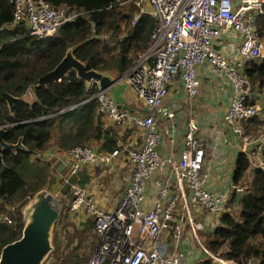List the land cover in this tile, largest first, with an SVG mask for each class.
Here are the masks:
<instances>
[{"label":"built area","instance_id":"built-area-1","mask_svg":"<svg viewBox=\"0 0 264 264\" xmlns=\"http://www.w3.org/2000/svg\"><path fill=\"white\" fill-rule=\"evenodd\" d=\"M9 26L21 24L27 34L42 38L55 33L80 13L64 5L51 6L44 0H10ZM135 11L132 25L140 14L155 20L149 44L132 65L119 76L130 91L132 104L120 106L98 82L86 83L94 92L82 102L93 100L97 111L107 117L118 135L117 145L109 152L98 151L95 144L82 143L63 152V173L59 175L70 189L63 203V215L75 228L87 220L92 223L95 245L85 264H192L199 252L209 254L198 234L217 225V218L228 210L229 193L241 192L240 182L231 183V174L217 178L215 187L209 170L206 140L199 134L193 119L185 120L181 148L160 153L157 146L167 136L170 150L176 149L177 101L170 84L180 81L185 96L197 93V67L205 63L225 76L230 88L224 125L238 139V151L251 169L264 172V133L259 127L245 133L242 123L251 117L264 120V107L250 94L251 82L242 73V64L228 60L215 43L236 46L246 59L262 57L264 35L254 25L263 15L264 0H132ZM92 30L94 23L91 22ZM229 32H232L229 35ZM112 44L107 33L96 35ZM237 40V43L236 41ZM229 56V55H228ZM114 82H117L115 80ZM113 85L115 86L116 84ZM211 131V130H210ZM123 153L129 163L127 176L118 179L119 194L111 208L99 206L78 179L84 168L98 165L109 170L117 155ZM32 159H45L36 153ZM2 221L10 223L7 216ZM60 247L68 248L63 234ZM195 255V256H194ZM191 256L190 260H187ZM198 260V259H197ZM196 260V261H197ZM222 264L225 261L218 260ZM47 256L40 264H54ZM248 264V263H246Z\"/></svg>","mask_w":264,"mask_h":264},{"label":"trees","instance_id":"trees-1","mask_svg":"<svg viewBox=\"0 0 264 264\" xmlns=\"http://www.w3.org/2000/svg\"><path fill=\"white\" fill-rule=\"evenodd\" d=\"M44 1L80 13L52 35L36 38L29 36L21 24L9 26L12 4L10 0H0V94L6 92L16 97L11 112L0 97V125L8 124L4 127L6 142L14 143L19 139L23 146L1 152L0 247L19 237L21 207L47 178L49 162L33 160L34 154L51 145L65 151L82 143H92L98 151L109 152L116 147L118 140L115 129L101 121L95 101L82 102L95 88H88L73 70L67 71L58 81L35 87L31 102L22 98L28 86L36 84L40 75L53 68L68 48L86 69L110 70L120 75L132 65L136 55L146 49L149 33L155 24L152 17L143 13L134 24L129 23V17L135 11L132 0ZM91 22L94 23L92 30ZM255 25L262 36L264 12L256 17ZM104 33L112 44L96 37ZM241 70L251 82L250 94H254L264 82V57L246 59ZM254 95L250 102L256 100ZM242 126L245 133L254 132L259 127L264 133V120L255 116ZM233 165L231 183L238 181L242 186L235 206L237 214L235 216L230 211L236 196L232 190L228 210L219 215L217 225L202 232L203 246L209 254L200 251L201 257L192 264H221L212 262L210 255L234 264H264V172L251 169L239 151ZM87 179L83 171L78 183L83 185ZM12 205H16L15 209ZM4 214L10 223L2 221ZM91 226V221L87 220L78 228V244L71 246L72 240L67 238L65 244L70 247L69 252L63 251L60 238L52 234L53 247L48 256L57 260L54 264H85L78 249L81 248L83 230ZM72 251L75 252L67 257Z\"/></svg>","mask_w":264,"mask_h":264},{"label":"crops","instance_id":"crops-1","mask_svg":"<svg viewBox=\"0 0 264 264\" xmlns=\"http://www.w3.org/2000/svg\"><path fill=\"white\" fill-rule=\"evenodd\" d=\"M214 46L228 60H234L236 63L242 65L246 60V58L238 54L236 46H230L226 42L224 44L222 42L215 43ZM197 76L199 79L198 90L191 97L184 95L179 80L175 79L169 85L172 98L178 103L175 112L178 123L177 133L175 143L172 144L176 150L171 151L169 149L171 145L167 142V136L157 146V150L163 154L177 152L181 148L180 136L185 120L186 118L193 119L198 125L199 134L206 140L209 150L213 147L209 156H207L208 160H210L209 170L215 178V187H220L222 184L217 181V178H220V174L221 178L223 175L229 177L233 170L234 158L238 151V139L231 135L223 122V115L227 110L230 96V88L221 71L205 63L197 67ZM124 86L123 92H119L120 84L115 85V90L111 92L117 91L118 95H122L119 99L117 97L114 99L120 106H129L132 104L131 94L127 86L125 84ZM27 92H30V90ZM31 97L33 99L32 94ZM254 99H258L264 107V92L261 95L255 94ZM100 119L104 125H110L115 129L107 117L101 115ZM43 153L44 160L49 162V167L53 168L54 171L56 170V173H59V170L64 168L65 157L59 148L51 145ZM84 169L88 176L87 182L84 183L88 194L92 196L99 206L106 209L111 208L118 197V188L122 185L121 183L118 184V179L122 180L128 173L129 163L125 159V155L119 153L111 168L109 170L100 169L98 175L94 172L93 167ZM190 249H193V252L196 254L194 261L201 257L197 246H191ZM190 259L191 256L187 258V260Z\"/></svg>","mask_w":264,"mask_h":264},{"label":"water","instance_id":"water-1","mask_svg":"<svg viewBox=\"0 0 264 264\" xmlns=\"http://www.w3.org/2000/svg\"><path fill=\"white\" fill-rule=\"evenodd\" d=\"M69 70H73L76 77L85 83L95 80L98 82L99 87L107 88L110 91L115 90V88H112L115 80H111L108 75L101 74L99 71L86 69L82 62L73 57L69 48L66 49L64 56L53 68L37 78L36 84L28 86V90L33 96L35 87L58 81ZM0 97L5 101L9 112H11L12 103L16 97L6 92H2ZM7 125H0V162L2 151H13L17 147L23 148L19 139L14 143L4 140V127ZM239 197L240 191L238 190L236 191L233 207L236 206ZM58 212L59 204L49 192L44 189L34 192L21 213L26 220L22 223L19 237L0 247V264H40L52 250L50 230L57 220Z\"/></svg>","mask_w":264,"mask_h":264},{"label":"rangeland","instance_id":"rangeland-1","mask_svg":"<svg viewBox=\"0 0 264 264\" xmlns=\"http://www.w3.org/2000/svg\"><path fill=\"white\" fill-rule=\"evenodd\" d=\"M254 25H255V20H254ZM263 33H264V31H262V34ZM231 34H232V32H229V35H231ZM235 41L237 43V40H235ZM263 41H264V39L262 40L260 38V42L263 43ZM260 52L262 54V57H264V43H263V48H262V50ZM135 58H137V57H135ZM100 73L101 74H104V75H108V77L111 80H113V81L114 80H117V82H114V84H116V85L120 84L119 92H123V89H124L123 87H125L124 84L122 83L123 82V79H122V77L120 79H118L119 76L122 75V74L117 75V74L113 73L110 70H108L106 72H100ZM112 88H114V85H112ZM27 91L28 90H26L25 93L22 95V98L25 101H27V102H31L32 101L31 94H30V92H27ZM263 92H264V82H263L262 87L259 90L255 91L254 94L261 95ZM108 94L113 99H116V97L119 99L122 96L120 94L118 95V92L117 91L116 92H111L110 90H108ZM130 98L133 99L132 96H130ZM208 149H209V147H208ZM93 169H94V172L96 173V175H98V171L100 170V167L98 165H94L93 166ZM47 171H48L47 178L45 179V181L43 182V185L38 190H40V189L46 190L47 192H49L57 200V202L59 204V212H58V217H57L58 219H57V221H55V224L53 225L52 229L50 230V243H51V246L53 247V244H52V241H51L52 234L53 233L56 234L58 236V238H59V235L60 234H63L64 237H66L65 238V241L67 240V238L68 239H71L72 240L71 246L73 244L76 245V244H78V241L80 240L79 235L77 233V230H79V229L78 228H75L74 223L72 221H70V219H67L63 215L64 214L63 213V211H64V209H63V203H64L65 199H67V198L70 197V189H69V187L68 186H65L62 183L61 178L59 177V175L63 173V170L60 169L59 170V173H56V170L54 171L53 168H50L49 167ZM119 174H121V173H119ZM32 195L28 196L27 199H25L26 202L21 207V213L23 211V208H25L26 205L28 204V201L32 198ZM15 206L16 205H12V207L14 209H15ZM10 209L12 210V208H10ZM230 211L234 212V215L236 216L237 213H236L235 207L232 206V208H230ZM4 215H6V214H4ZM25 220H26V218L21 214V222L23 223V222H25ZM84 228H86V227H84ZM94 235H95V233L93 231L92 226H91L90 229L87 228V229L83 230V237H82L81 248L78 249V252H79V255L81 257H84V262H85L86 258H88L91 250L93 249V247L95 245ZM198 238H199L201 244H203V241H202V232H201V234L200 233L198 234ZM69 251H70V248H68L65 252H69ZM74 252L75 251H72L70 254H68L67 257H70ZM210 256H211L210 258H211V261L212 262H214V263H221V262L218 261L219 260L218 257L213 256V255H210ZM225 264H234V263L228 261V262H225Z\"/></svg>","mask_w":264,"mask_h":264}]
</instances>
